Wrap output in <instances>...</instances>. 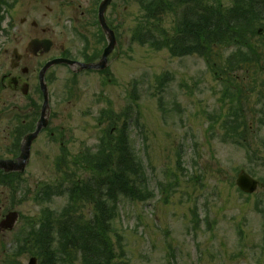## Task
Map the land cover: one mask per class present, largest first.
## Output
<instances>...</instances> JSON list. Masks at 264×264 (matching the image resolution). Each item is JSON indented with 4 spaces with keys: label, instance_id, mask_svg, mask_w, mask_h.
<instances>
[{
    "label": "rangeland",
    "instance_id": "obj_1",
    "mask_svg": "<svg viewBox=\"0 0 264 264\" xmlns=\"http://www.w3.org/2000/svg\"><path fill=\"white\" fill-rule=\"evenodd\" d=\"M220 1L225 7L233 5V0ZM170 2L180 6L163 21L172 33L191 2ZM17 15H24L22 7ZM120 15L125 23L119 36L120 56L114 60L116 53L111 55L109 76L102 81L99 74L89 72L76 78L68 92L63 86L52 88L55 123L62 125L66 144L60 148L47 135L32 155V166L21 180L24 203L20 210L26 219L13 234L21 240L14 252L22 247L23 256L15 254L13 259L29 264L32 256L42 255L41 230L47 219L42 221L41 209L49 207L51 225L61 229L59 217L70 204V194L90 177L85 171L88 160L102 151L109 153L102 146L104 141L109 144L107 133L114 128V119L113 137L126 125L154 197L118 199L119 217L112 223L113 264H264V127L258 124L264 110V28L253 42L261 50L259 66L239 64L240 59L233 58L237 47L219 48L215 53L221 74L215 76L214 63L197 54L174 57L166 49L156 50L135 40L132 31L139 30L137 23L144 15L136 0H127V11L121 9ZM138 34L142 36L141 31ZM228 77L233 81L231 89L226 85ZM237 91L240 104H230L229 97ZM230 106L243 109V114L235 115L240 119H233L240 122V133L242 115L253 127L247 139L251 151L236 143L229 125L224 127L230 120ZM102 115L106 122L100 124ZM241 171L262 181L253 196L243 195L236 186ZM58 187L66 193L54 197L51 204L34 201L36 193L46 198V189L56 193ZM70 209L78 219L89 220L94 213L89 204L76 203ZM52 238L57 246L58 236Z\"/></svg>",
    "mask_w": 264,
    "mask_h": 264
},
{
    "label": "flooded vegetation",
    "instance_id": "obj_2",
    "mask_svg": "<svg viewBox=\"0 0 264 264\" xmlns=\"http://www.w3.org/2000/svg\"><path fill=\"white\" fill-rule=\"evenodd\" d=\"M104 1H0V163L7 162V170H0L2 264L10 263L15 254L23 256L22 250L14 252L21 240L14 239L16 228L10 226L24 221L20 210L24 203L21 180L32 166V155L40 139L49 135L60 148L64 144L63 127L55 123L52 88L63 86L68 92L80 75L95 72L104 81L110 74L109 66L104 71H81L83 66L99 63L109 45V37L100 22ZM21 7L24 15L18 17ZM121 9L127 11V0H112L103 15L117 39L116 57L120 56L119 36L125 25ZM116 23L118 27L113 25ZM58 59L67 62L52 66L42 74L48 63ZM39 127L42 128L37 137L27 141ZM23 150H29V160L21 158Z\"/></svg>",
    "mask_w": 264,
    "mask_h": 264
},
{
    "label": "trees",
    "instance_id": "obj_3",
    "mask_svg": "<svg viewBox=\"0 0 264 264\" xmlns=\"http://www.w3.org/2000/svg\"><path fill=\"white\" fill-rule=\"evenodd\" d=\"M187 1L191 2L189 9L183 10L170 33L163 27L164 18L168 14H175L180 6L170 0H142L144 16L138 30L142 34L138 38L140 43L156 50L166 49L174 57L197 54L205 58L208 64L211 61L214 63L212 70L215 76L221 74L217 69L218 57L215 53L216 50L219 52V48L237 47L233 58L240 59L239 64L259 66L261 50L253 42L258 36V29L264 28V0H233L231 8L225 7L220 0L216 5L203 0ZM243 48L249 52H243ZM222 75L227 77L225 73ZM230 82L233 85L228 77V89H231ZM232 101L240 104V91L229 97L230 104ZM230 107L227 113L230 120L224 127L229 125L234 131L233 136L238 139L246 138L249 128L242 127L240 133V126L237 125L240 122L233 120L236 114H243V109ZM236 111L238 113L234 114ZM241 118L244 121L247 119L243 115ZM237 119H240V115L235 117ZM261 121L264 124V113ZM108 140L109 144L107 141L102 146L108 147V155L102 151L88 160L85 171L90 173V177L81 180L84 186L76 187L70 194V204L59 217L61 229L51 225L49 210L42 213V221L47 219V225L41 230L45 249L42 264H113L115 254L111 237L115 230L112 223L119 217L118 199L124 197L132 201H146L154 197L149 190L144 166L137 160L131 146L126 125L121 128L117 138L109 134ZM59 189L62 188L58 187L56 193L46 189V203L66 193ZM76 203L93 205L94 213L89 220L75 216L76 211H72L70 206ZM54 234L59 238L57 246L53 242Z\"/></svg>",
    "mask_w": 264,
    "mask_h": 264
},
{
    "label": "water",
    "instance_id": "obj_4",
    "mask_svg": "<svg viewBox=\"0 0 264 264\" xmlns=\"http://www.w3.org/2000/svg\"><path fill=\"white\" fill-rule=\"evenodd\" d=\"M102 23H103V27H104L105 31L108 32L109 35H110V46L106 49V51L104 53V56H103V59L98 65L86 66V68H94V69H99V70L106 69V67H107V58L113 52V50H114V48L116 46V40H115L113 32L109 31V29L106 27V25H105V23L103 21H102ZM60 62H62V61H56V62L52 63L51 65L58 64ZM40 128L41 127H39L38 132L40 131ZM38 132L35 133L34 135H32L30 137V139L33 140L38 135ZM27 148L29 149L28 146H27ZM25 153H26V155H25ZM22 157L24 159L28 158L29 157V150H26L25 152H23ZM3 166H5V163H1L0 164V168H3ZM237 185H238V187L240 188L241 191H243V192H245L247 194L254 193L257 190V188H258V182L255 181L254 179H252L249 175L245 174L244 172H241L239 174V177H238V180H237ZM30 264H37L36 260L32 259Z\"/></svg>",
    "mask_w": 264,
    "mask_h": 264
}]
</instances>
